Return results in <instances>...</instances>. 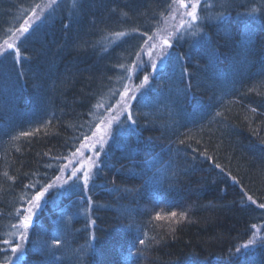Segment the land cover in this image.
<instances>
[{
	"label": "trees",
	"instance_id": "obj_1",
	"mask_svg": "<svg viewBox=\"0 0 264 264\" xmlns=\"http://www.w3.org/2000/svg\"><path fill=\"white\" fill-rule=\"evenodd\" d=\"M47 2L0 0V45L9 28ZM170 3L59 0L55 12L45 11L18 42L19 64L13 51L0 48L6 51L0 58V239L15 241L8 233L18 221L16 209L36 190L25 186L55 180L67 160L52 157H70L81 142L77 137L91 134L90 124L101 114L115 115L94 105L119 99L110 94L127 82L119 65L128 67L147 39L133 29L151 35L158 26L179 23L169 17ZM198 14L204 17L199 36L174 38L170 58L156 73L147 56L132 73L133 89L144 75L149 83L137 93L139 102H131L136 124L135 131L122 130L127 149L109 141L87 194H46L45 201L60 202L58 210L42 202L24 243L23 264H264V209L244 196L264 203V0H200ZM117 31L129 35L117 38ZM178 56L187 70L183 76ZM23 131L33 135L11 140ZM129 152L134 158H127ZM154 160V167L146 166ZM161 167L166 175L157 172ZM145 173L154 176L152 186ZM161 201L171 207H159ZM170 211L187 217L177 222ZM61 212L70 217L67 245L55 255L37 250L35 241L49 240L63 227ZM156 212L165 218L155 220ZM254 234L255 243L243 248ZM142 237L144 246L138 244ZM7 255L0 252V264Z\"/></svg>",
	"mask_w": 264,
	"mask_h": 264
},
{
	"label": "snow or ice",
	"instance_id": "obj_2",
	"mask_svg": "<svg viewBox=\"0 0 264 264\" xmlns=\"http://www.w3.org/2000/svg\"><path fill=\"white\" fill-rule=\"evenodd\" d=\"M59 0H48V2L41 6L40 4H36L31 9V14L24 19L23 23H21L14 30L9 28L8 31L10 35L7 39L3 41V45H0V48L6 46V50L13 51L15 53V61L17 64L21 62V52L18 47V42L21 38L25 37V34L29 33L32 29L33 24L36 21L41 20L43 18V14L45 11H49V14L55 12L56 8H58ZM75 6V3L73 4ZM200 7V0H171L169 4V9H171L169 13V17L172 20H176L179 17V23L173 24L171 28L169 27H157L156 31L152 32L149 35L146 32L140 31L138 28L133 29L134 32H138L140 36H147V39L143 41L139 50L136 52V59L128 66L121 64L119 67L123 69L128 75L121 76V80H126V83H123L122 88L110 89V94L112 96L119 95V99L115 102V105L106 106L103 100H98L94 105L96 110L104 109L105 113H115V115H104L101 114L103 118L99 119L97 123L94 125H89L90 135L83 134V138L81 140L80 137H77L81 142L79 143V147L75 148L70 155V157H62L56 156L52 157L54 160H67V163L60 165L61 175L57 176L55 180L51 182H47L39 188L34 184H28L25 187L28 189H36L35 194L30 196L28 199L23 201V206L21 208L16 209V216L18 217V221L16 223L11 224V229L14 231H10L8 233L9 237H14L13 239H0V252H10V255H7L3 264H23V256H24V243L28 240L29 229H31L34 225V217L36 216V212L41 208L42 202L46 203L45 196L50 190L53 189H61V194H66L69 196L76 195L80 196L81 193L87 194L90 189V184L94 180L97 175V171L102 170L101 165L102 161L100 160L102 152L105 150V145L109 144L110 140L118 141L117 147H119L122 151L127 149V141L125 137V132L123 129H128V131H135L133 127L136 124V120L134 119L132 110H131V102L138 101L139 97L137 95L141 89H144L145 86L149 83V75H144L142 81L135 86L133 89L130 87V82L132 80V73L136 70H139L143 60V56H147L149 59V63L151 66L152 73H156L161 65L166 62V58H170L168 49L173 47L172 40L174 38H183V34L185 32L192 37H197L201 33L200 22L204 19L203 16L198 14V8ZM37 9L40 11L37 12ZM253 12L256 9L252 10ZM167 23V20H165ZM180 33V36L177 37L176 33ZM113 36L117 38H123L129 35L126 31H117L112 33ZM107 49H105L106 51ZM155 57V58H154ZM0 58H6V51L0 50ZM182 57H176V64L182 69L181 76L185 75L187 70L184 68L183 64L180 63ZM211 64V58H210ZM23 75V73H21ZM191 85L189 84L187 91H190ZM195 99V98H194ZM195 103L197 105L200 104L199 100H196ZM142 104L144 107H148L150 104L149 98L144 97ZM253 113L257 112V109L253 107L251 109ZM126 114V120H121L120 117ZM221 112H216V116H221ZM51 123V120L48 121ZM113 125H116L114 128ZM47 126V125H45ZM34 131H39V129H35ZM33 135L32 132L23 131L17 135H13L11 137L12 141L18 140L21 136H30ZM183 143L184 141H180ZM99 146V147H97ZM84 149H87L91 152V155H85ZM195 151V150H194ZM206 159H211V157L207 156L205 153ZM127 158H134V154L129 152ZM156 161L154 160L151 165L148 162H145L146 166L154 167ZM71 165V168L69 167ZM50 166V165H49ZM215 167L220 168L219 164H216ZM223 172L224 169L220 168ZM143 171V168H142ZM161 175L167 174V168L161 167L157 169ZM5 177H8L9 180H12L13 177L9 176L7 172L4 173ZM63 177V179H62ZM146 184L148 186H152L156 181L153 177L147 176L145 173ZM234 183H239L235 177L232 178ZM58 181H62L57 183ZM115 183V181H113ZM244 196L247 197V200L251 202V204L255 205L259 209H264V203H258L256 199L253 198L252 195H249L247 192L244 193ZM82 198V197H81ZM89 205L92 204L91 196H88ZM159 207H171L167 201H161L158 204ZM168 216L172 218H177V222L180 220H184L187 217L186 212L177 213L176 211H170L167 213ZM61 223L63 224L62 228H57L55 232H53L50 236L49 240H38L34 242V247L37 250L47 249V251L55 255L54 250L60 249L62 245H67V234H68V223L70 222V217H66L63 212L60 213ZM164 215L161 212H156L154 219L159 221L164 219ZM94 224L95 221H92ZM132 227V225H129ZM253 228H256V225H253ZM95 237H93L94 239ZM18 241V242H16ZM146 243L145 238H139L138 244L144 246ZM255 243V234L254 238L249 240L248 243L244 244L243 248H248L250 245ZM6 246V247H3ZM81 251H84L82 249ZM138 251V250H137ZM236 253L241 252V248H236ZM134 252H129V256H134Z\"/></svg>",
	"mask_w": 264,
	"mask_h": 264
},
{
	"label": "bare ground",
	"instance_id": "obj_3",
	"mask_svg": "<svg viewBox=\"0 0 264 264\" xmlns=\"http://www.w3.org/2000/svg\"><path fill=\"white\" fill-rule=\"evenodd\" d=\"M0 145H3V143L1 142ZM46 202L49 204L50 209L58 210V206H59V204H58L59 201L58 200L56 201V199H52V200L47 199ZM235 254H237V253H235Z\"/></svg>",
	"mask_w": 264,
	"mask_h": 264
},
{
	"label": "rangeland",
	"instance_id": "obj_4",
	"mask_svg": "<svg viewBox=\"0 0 264 264\" xmlns=\"http://www.w3.org/2000/svg\"><path fill=\"white\" fill-rule=\"evenodd\" d=\"M113 115H114V114H113ZM113 126H114V125H113ZM107 145H108V144H107ZM107 145H105V149H106V146H107ZM97 147H99V146H97ZM83 151L85 152V155H86V156L92 154V153L89 152L87 149H84ZM104 151H105V150H104ZM104 151H103V152H104ZM103 152H102V153H103ZM67 162H68V161H66V163H67ZM69 167L71 168V165H70ZM62 179H63V177H62ZM58 182L60 183V182H62V181H58Z\"/></svg>",
	"mask_w": 264,
	"mask_h": 264
}]
</instances>
